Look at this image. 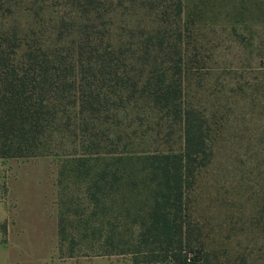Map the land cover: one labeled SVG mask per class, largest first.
I'll return each mask as SVG.
<instances>
[{
  "label": "rangeland",
  "instance_id": "374dc122",
  "mask_svg": "<svg viewBox=\"0 0 264 264\" xmlns=\"http://www.w3.org/2000/svg\"><path fill=\"white\" fill-rule=\"evenodd\" d=\"M103 4L114 8V29L137 43L133 49L142 61L137 73L165 70L169 80L179 77L183 106L206 138L209 159L191 188L195 237L201 240L196 264H264V0ZM73 14L71 0H0V31L15 29L69 57ZM138 115L132 151L183 145L178 115ZM138 156L129 160H136L135 168L141 165ZM74 161L64 154L0 156V264H58V258L70 257L59 250L61 209L67 223L64 249L77 239L78 261L102 256L110 264H162L135 262L130 253L102 254L109 222L130 235L135 228L126 223L133 215L123 195H116L111 211L94 215L87 180L68 169L60 183L62 165L70 168ZM105 164L126 169L117 155L97 160L99 167ZM120 183L114 188L125 190Z\"/></svg>",
  "mask_w": 264,
  "mask_h": 264
},
{
  "label": "trees",
  "instance_id": "16d2710c",
  "mask_svg": "<svg viewBox=\"0 0 264 264\" xmlns=\"http://www.w3.org/2000/svg\"><path fill=\"white\" fill-rule=\"evenodd\" d=\"M71 1L69 57L15 29L0 31V156L72 157L73 167L60 169V183L68 169L87 180L94 215L111 211L116 195H123L133 215L126 224L135 231L128 235L110 221L102 254L130 253L143 263L196 264L201 240L195 237L191 188L209 153L202 128L183 106L182 83L179 77L169 80L165 70L137 73L142 62L133 49L137 43L114 29V8L105 7L106 0ZM143 113L178 115L183 145L132 151L130 140L141 125L136 118ZM135 153L139 168L136 160L129 162ZM115 155L126 161V169L97 165L99 158ZM116 182L127 188H114ZM59 212L60 253L75 256L78 240L72 237L65 251L67 223L64 211Z\"/></svg>",
  "mask_w": 264,
  "mask_h": 264
},
{
  "label": "crops",
  "instance_id": "0c3cea01",
  "mask_svg": "<svg viewBox=\"0 0 264 264\" xmlns=\"http://www.w3.org/2000/svg\"><path fill=\"white\" fill-rule=\"evenodd\" d=\"M96 260H101V262H99L98 264H110L109 261L107 259H104V257L102 256H96L94 257V259L88 260V262L85 259H80L79 261L74 258V256H70V257H60L58 258L59 263L58 264H91Z\"/></svg>",
  "mask_w": 264,
  "mask_h": 264
}]
</instances>
